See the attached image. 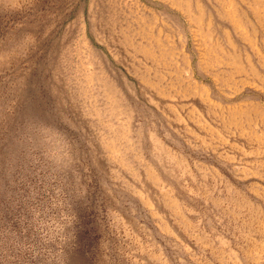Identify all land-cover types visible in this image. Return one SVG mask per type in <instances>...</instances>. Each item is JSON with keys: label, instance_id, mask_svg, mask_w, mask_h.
I'll list each match as a JSON object with an SVG mask.
<instances>
[{"label": "rangeland", "instance_id": "obj_1", "mask_svg": "<svg viewBox=\"0 0 264 264\" xmlns=\"http://www.w3.org/2000/svg\"><path fill=\"white\" fill-rule=\"evenodd\" d=\"M0 264H264V0H0Z\"/></svg>", "mask_w": 264, "mask_h": 264}]
</instances>
